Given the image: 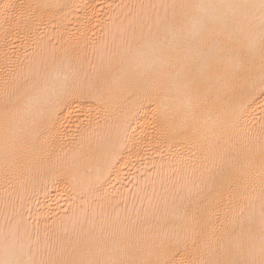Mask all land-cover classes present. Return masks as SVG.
<instances>
[{"label": "bare ground", "instance_id": "obj_1", "mask_svg": "<svg viewBox=\"0 0 264 264\" xmlns=\"http://www.w3.org/2000/svg\"><path fill=\"white\" fill-rule=\"evenodd\" d=\"M0 264H264V0H0Z\"/></svg>", "mask_w": 264, "mask_h": 264}, {"label": "rangeland", "instance_id": "obj_2", "mask_svg": "<svg viewBox=\"0 0 264 264\" xmlns=\"http://www.w3.org/2000/svg\"><path fill=\"white\" fill-rule=\"evenodd\" d=\"M128 8V7H127ZM131 8V7H130ZM131 11V9L128 8V12ZM99 39V38H98ZM101 39V38H100ZM95 41H98L97 39ZM101 41V40H100ZM90 61H91V57H90ZM91 63V62H90ZM91 65V64H90Z\"/></svg>", "mask_w": 264, "mask_h": 264}]
</instances>
